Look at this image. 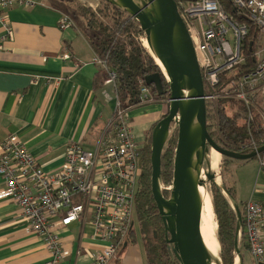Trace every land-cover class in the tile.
<instances>
[{"label": "built area", "instance_id": "1", "mask_svg": "<svg viewBox=\"0 0 264 264\" xmlns=\"http://www.w3.org/2000/svg\"><path fill=\"white\" fill-rule=\"evenodd\" d=\"M174 1L194 47L206 110L215 115L220 101L237 102L245 107L247 126L257 114L264 123V0ZM17 4L29 1L0 0V11ZM71 25L63 14L59 27ZM92 61L106 72L104 82L115 92L112 115L94 149L71 142L61 167L45 171L14 136L0 145V198L16 202L27 232L42 238L48 255L44 264H59L68 257L59 231L73 222L91 225L93 237L102 242L86 264H110L133 227L142 147L135 141L128 111L154 100L141 79L138 104L124 108L116 94L115 73L102 58L94 56ZM257 147L251 138L240 150ZM257 159L262 167V159ZM243 231L253 262L264 263V196L243 204Z\"/></svg>", "mask_w": 264, "mask_h": 264}, {"label": "crops", "instance_id": "2", "mask_svg": "<svg viewBox=\"0 0 264 264\" xmlns=\"http://www.w3.org/2000/svg\"><path fill=\"white\" fill-rule=\"evenodd\" d=\"M28 1L0 11V145L14 136L43 170L55 171L71 142L95 148L112 115L115 92L99 82L102 69L92 61L84 24L61 29L64 12L57 0ZM162 104L154 100L128 111L139 146L165 112ZM255 159L250 170L237 160L230 164L227 185L241 207L264 196V164L259 167ZM59 232L69 251L59 264H86L102 247L91 225L73 222ZM139 241L125 243L110 264H147ZM47 257L42 238L27 232L18 204L0 198V264H44Z\"/></svg>", "mask_w": 264, "mask_h": 264}, {"label": "water", "instance_id": "3", "mask_svg": "<svg viewBox=\"0 0 264 264\" xmlns=\"http://www.w3.org/2000/svg\"><path fill=\"white\" fill-rule=\"evenodd\" d=\"M101 1L120 8L136 20L145 35L148 48L159 59L165 71L164 74L160 70L168 84V110L151 131L150 187L162 220L169 254L179 264H213L200 232L201 187L204 182L200 176L204 170L206 179L222 190L235 213L234 254L238 264H242L239 245L242 217L239 205L223 183L215 181V173L210 171L207 154L210 149H214L223 157L247 161L263 153L264 144L253 151L242 153L222 148L211 138L206 127L200 68L174 0ZM144 82L153 86L158 95L164 94L159 72L146 75ZM172 125L176 128L177 136L172 181L166 197L160 182V162ZM218 264H222L221 256Z\"/></svg>", "mask_w": 264, "mask_h": 264}, {"label": "trees", "instance_id": "4", "mask_svg": "<svg viewBox=\"0 0 264 264\" xmlns=\"http://www.w3.org/2000/svg\"><path fill=\"white\" fill-rule=\"evenodd\" d=\"M100 2L103 3V6H96L95 9L89 5H81L78 8L85 21L84 33L93 48L94 55L105 60L108 70L115 73L116 94L121 106L125 108L138 104L140 90L138 82L141 79L144 80L146 75L154 72L160 73L165 92L158 95L154 87L149 86L150 96L153 100L168 101V84L160 68L155 64L154 59L140 41V37L144 36L145 38V35L139 24L120 8L101 0ZM60 3H63L62 0H57L58 7H60ZM247 66L251 67V62ZM106 79L107 74L102 69V77L99 82L102 83ZM227 105L226 101H220L215 115H211L206 110V127L211 138L222 148L242 153H248L246 150L241 151L240 148L248 143L251 138L259 146L264 144V123L260 115L257 114L247 126L244 123L246 118L245 107L235 102L237 110L230 115L225 108ZM166 113L167 111L162 114L161 118ZM212 117H215V120H212ZM156 123L151 126L140 153L141 172L135 196L134 216L137 215L140 240L144 246L146 263L179 264L168 252L162 220L151 195L150 144L151 131ZM172 127L162 149L160 162V182L164 188L163 194L166 197L169 195V191L165 188L170 186L172 181L173 156L177 136L176 128ZM257 157L264 162V152ZM223 160L228 164L236 161L227 157H223ZM223 185L229 194L235 198L234 189L226 183H223ZM209 191L222 264H234L235 213L228 198L220 188L211 184ZM239 209L242 217L239 240L241 251L247 249V240L243 231V207L239 205ZM135 240L136 236L132 227L125 243L134 242Z\"/></svg>", "mask_w": 264, "mask_h": 264}, {"label": "bare ground", "instance_id": "5", "mask_svg": "<svg viewBox=\"0 0 264 264\" xmlns=\"http://www.w3.org/2000/svg\"><path fill=\"white\" fill-rule=\"evenodd\" d=\"M143 46L152 54L154 57L155 64L162 70V72L165 74L164 68L162 64L160 63L159 59L154 55L152 50L150 51V48H148V45L144 39ZM207 159L209 161V167L210 171L215 173V181L218 182L219 177L217 176V171L219 168V163L221 159V155L214 149H210V151L207 154ZM202 180L205 182L206 176L205 171H201ZM203 182V185L201 187L202 191V211H201V221H200V232L202 239L204 241V244L206 246V250L210 257L212 258L213 264H218L220 260V254H219V242L216 236V223L214 221L213 217V210H212V202H211V196L208 192V186ZM235 264H238L237 259H235Z\"/></svg>", "mask_w": 264, "mask_h": 264}, {"label": "rangeland", "instance_id": "6", "mask_svg": "<svg viewBox=\"0 0 264 264\" xmlns=\"http://www.w3.org/2000/svg\"><path fill=\"white\" fill-rule=\"evenodd\" d=\"M63 3H60V7L63 10V12L68 15L70 17V19L72 20V24L74 23H78L77 25L82 27L83 24L85 26V21L83 19L82 13L79 10L78 6H86L89 5L91 7H93L94 9L97 8L96 6H103V3L100 2V0H62ZM140 41L143 45V41H144V36L140 37ZM144 47V46H143ZM146 49V48H145ZM162 104V108H163V112L168 110V101L164 100L161 101ZM228 106V113L231 115V112L235 109L234 105H230V103L227 105ZM88 147L86 146L85 149H87ZM238 162H243V166H247V170H250L252 165H255L256 159H250L249 161H238ZM240 171V169H239ZM231 173V168H230V164L224 162L223 160V156H221L220 159V163H219V168L217 171V176L219 177L218 182L221 183H226L227 181L226 179L229 178ZM233 173V172H232ZM205 184H207L208 186V192L210 194V186H211V182H209L207 179H205ZM214 217V221H215V216ZM133 229H134V234L136 236V241L138 242V244H140V232H139V224H138V220H137V215L133 217ZM149 235V234H148ZM241 256H242V264H255L251 258V256L249 255L247 249H242L241 251ZM219 253H220V246H219ZM234 264H235V258H234Z\"/></svg>", "mask_w": 264, "mask_h": 264}]
</instances>
